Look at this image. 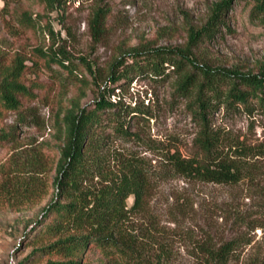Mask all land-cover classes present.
I'll use <instances>...</instances> for the list:
<instances>
[{"label":"rangeland","instance_id":"374dc122","mask_svg":"<svg viewBox=\"0 0 264 264\" xmlns=\"http://www.w3.org/2000/svg\"><path fill=\"white\" fill-rule=\"evenodd\" d=\"M221 1L0 0V83L13 77L26 89L18 96V113L0 104V131L5 133L0 138V264L46 263L48 257L32 256L48 243L35 239L34 229L53 192L61 144L58 123L71 108L92 107L106 85L113 89L112 102L120 100L145 114L131 122L137 140L125 147L150 161L157 172L166 166L169 153L198 154L200 125L192 115V99L177 91L176 70L166 67L163 75L154 77L140 60L142 68L129 70L126 79L112 85L108 77L112 64L132 48H185ZM256 4L257 0H232L216 35L192 47L196 61L212 68L263 73L264 10ZM97 14L102 34L95 39L92 21ZM58 50L69 57L64 68L50 59ZM209 123L223 138L250 146L264 142L260 107H221L211 113ZM241 165L246 176L235 185L188 182L171 172L158 181L150 202L151 220L156 222L151 223L153 246L150 223H141L138 232L149 261L161 245L167 249L166 264H195L193 239L206 230L228 238L230 225L240 223L238 215L253 217L248 221L263 227L250 234L251 244L238 251L233 264L264 253V157L247 156ZM84 261L103 264L97 249Z\"/></svg>","mask_w":264,"mask_h":264},{"label":"trees","instance_id":"16d2710c","mask_svg":"<svg viewBox=\"0 0 264 264\" xmlns=\"http://www.w3.org/2000/svg\"><path fill=\"white\" fill-rule=\"evenodd\" d=\"M231 2H219L207 25L190 35L185 48L135 47L121 55L109 71L108 81L113 85L126 79L129 70L141 69L140 60L154 77L163 75L166 67L176 70L180 74L177 91L192 99V115L200 125L195 139L198 154L183 157L178 152L169 153L164 159L166 166L157 172L150 161L125 147L126 143L137 140L131 122L145 114L120 100L112 102L113 89L106 85L92 107L71 108L58 123L61 144L53 192L41 208L34 229V238L48 243L34 250L32 256L48 257L45 264H87L86 254L97 249L103 264H166L167 249L158 245L149 261L143 253L142 236L138 234L143 227L141 223H150V241L154 240L150 247L153 246L151 223L156 222L151 220L150 202L158 181L171 172L188 182L235 185L246 176L241 164L247 156L264 157V142L250 146L228 136L223 138L210 129L209 123L211 113L221 107L264 109V72L252 74L212 68L196 61L191 52L200 41L216 35ZM255 8L264 10V0H257ZM92 31L95 39L102 34L99 14L93 18ZM51 55L50 59L63 68L69 62L62 50ZM91 75L96 78L93 71ZM21 94H26V89L13 77H6L0 83V104L6 110L19 112ZM4 134L0 131V138ZM251 218L238 215L240 223L230 225L228 238L206 230L200 239H193L195 264L237 262L238 251L252 242L250 234L263 227L262 223L248 221ZM244 264H264V253Z\"/></svg>","mask_w":264,"mask_h":264}]
</instances>
